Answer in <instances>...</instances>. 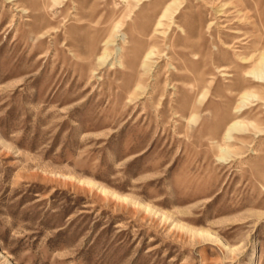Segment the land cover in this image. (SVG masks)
Returning <instances> with one entry per match:
<instances>
[{
  "label": "rangeland",
  "instance_id": "obj_1",
  "mask_svg": "<svg viewBox=\"0 0 264 264\" xmlns=\"http://www.w3.org/2000/svg\"><path fill=\"white\" fill-rule=\"evenodd\" d=\"M262 58L264 0H0V264H264Z\"/></svg>",
  "mask_w": 264,
  "mask_h": 264
},
{
  "label": "bare ground",
  "instance_id": "obj_2",
  "mask_svg": "<svg viewBox=\"0 0 264 264\" xmlns=\"http://www.w3.org/2000/svg\"><path fill=\"white\" fill-rule=\"evenodd\" d=\"M261 61H262L261 64H263V63H264V58H262ZM255 72H256V71L252 72V74H254L257 78H261V77L259 76V74L255 73ZM257 72H258V71H257ZM242 96H243V95H242ZM245 96H247V94H245L244 97H245ZM244 97H243V98H244ZM245 100H246V99H244V101H245ZM241 103H242V102H241ZM242 104H243V103H242ZM242 106H243V105H242ZM236 125H237V123H234V124L230 125L228 131L231 130L232 128H234Z\"/></svg>",
  "mask_w": 264,
  "mask_h": 264
}]
</instances>
